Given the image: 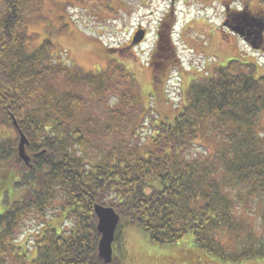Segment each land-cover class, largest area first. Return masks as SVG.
<instances>
[{
	"label": "trees",
	"instance_id": "trees-1",
	"mask_svg": "<svg viewBox=\"0 0 264 264\" xmlns=\"http://www.w3.org/2000/svg\"><path fill=\"white\" fill-rule=\"evenodd\" d=\"M41 18L42 0H0V123L29 141L25 164L0 138L10 162L0 178L22 192L0 211V264H105L95 204L156 243L191 233L180 252L190 264H264V74L232 61L189 83L182 108L161 119L154 79L145 105L117 60L93 73L53 61L51 43L29 52L27 28ZM202 138L212 153H195ZM33 221L43 223L21 239Z\"/></svg>",
	"mask_w": 264,
	"mask_h": 264
},
{
	"label": "rangeland",
	"instance_id": "rangeland-1",
	"mask_svg": "<svg viewBox=\"0 0 264 264\" xmlns=\"http://www.w3.org/2000/svg\"><path fill=\"white\" fill-rule=\"evenodd\" d=\"M162 1L164 0H114L111 5L118 11L114 15H107L104 10L113 12L107 7L108 0H42L41 20L30 23L31 25L27 28L29 33L34 34L27 44L28 51L35 50L43 42L51 43L50 57L53 61L62 64L71 63L84 71L93 73L106 69L109 62L117 60L133 72L141 86L142 94L144 93L141 100L147 105L149 97L146 94L149 95L151 92L152 76L149 55L155 39V26L165 8V3ZM238 3V7H241L240 1ZM251 4L249 10L259 9V6L253 4V1ZM261 4L264 8V2ZM182 7H178L180 13H178V20L175 24L176 30H179V26L183 22H187V25L192 24L194 16L208 18L202 22V28H194V33L192 30L187 33L189 38L185 37L184 40L188 44V48L180 45L181 41L177 38V53L183 62V67L180 68L179 72L185 75V79L180 81L179 74L171 72V78L165 89L155 88L152 102L153 104L156 103L155 110L160 112L156 115L161 119L168 116L167 118L172 120L174 116L172 113L182 105L185 96L182 95L179 84L185 88L186 83H188L187 80L194 76L190 70L196 71V75L200 76L203 75L201 73L203 67L207 63H211L206 70L208 73L212 72L215 63L223 66L230 59H239L234 57L239 53L247 55V61L261 64L264 70V63H260L263 60L261 57L264 58V52L254 51L243 41L235 40L234 37L226 39L221 36L218 29L221 16L217 9L213 12L208 11L207 16H205L206 12L196 13L193 8L189 10L188 7ZM183 12L186 14L184 15ZM139 22L146 25L149 32L145 41L132 49L127 46L128 40L130 33ZM206 31L208 38L202 35ZM176 37L178 36H174V42ZM111 47H119L120 50L117 52L114 49L111 50ZM239 60L241 64L246 62ZM262 74L264 73L258 71L255 76ZM179 104L180 106H178ZM153 112L155 113V111ZM8 136L11 139H7ZM14 136L17 134L11 126L0 125V138L4 137L5 142L13 145L17 142V138ZM215 145L216 142L213 139L205 140L202 138L198 140L194 151L198 154L212 153ZM6 162L9 161L0 160V171L5 168ZM1 179L3 178H0V211H3L14 195L19 196L22 192L19 186L12 183L11 178ZM5 197L7 199H4ZM6 200L7 202L2 207V202ZM48 217L51 220L52 214L48 213ZM61 218L57 221V228L70 230L71 222L62 216ZM48 220L45 222L47 223ZM41 223L43 221H33L32 226L26 224L19 231V237L22 236V239L25 235L30 234V231L38 228ZM29 228L31 230H28ZM192 240V234L188 233L176 242L156 243L149 240L141 227L135 224H127L121 228L120 240L113 243L114 258L109 264H190L189 260H193V257L185 254H183L185 257L181 256L180 252H186L188 248L192 247ZM30 243L31 239L29 245L33 246V243ZM233 264H244V262Z\"/></svg>",
	"mask_w": 264,
	"mask_h": 264
},
{
	"label": "flooded vegetation",
	"instance_id": "flooded-vegetation-1",
	"mask_svg": "<svg viewBox=\"0 0 264 264\" xmlns=\"http://www.w3.org/2000/svg\"><path fill=\"white\" fill-rule=\"evenodd\" d=\"M176 1H181L183 3H189L190 0H169L170 3L167 5V9L163 13V16L160 19V22L158 24V29L156 32V41H155V57L161 58V62H158L157 60H154L153 62L157 64V72L154 73V82L156 86H162L164 88L165 86V79L167 74V66L168 63L166 62V59L170 57V55L173 54L172 47H171V41L169 38V31L168 26H170L171 22L174 20V4ZM194 1V0H193ZM239 0H230L231 4H229V0H199V6L202 5H211V4H222V25L221 28L226 29L227 27H233L237 20L240 18V13L238 12V8L236 7V2ZM242 2L244 0H241ZM248 1V0H247ZM245 6L243 9H248L249 5L248 3H243ZM242 10V8H241ZM254 13V12H253ZM255 16H261V14L255 13ZM264 20V19H263ZM264 24V23H263ZM139 27H136V29ZM255 30V31H254ZM252 32H255V44L260 45L262 47V35H264V31L262 32L261 27V33L260 31H257V29H253ZM261 43V44H260ZM153 79V78H152Z\"/></svg>",
	"mask_w": 264,
	"mask_h": 264
},
{
	"label": "water",
	"instance_id": "water-1",
	"mask_svg": "<svg viewBox=\"0 0 264 264\" xmlns=\"http://www.w3.org/2000/svg\"><path fill=\"white\" fill-rule=\"evenodd\" d=\"M143 37V32H137L133 38V43H138ZM26 138L23 134H20V140L18 143V156L28 163L29 156L25 152ZM95 212L98 217L97 230L100 233V239L98 243V255L105 263H108L112 259V242L114 239V232L119 220V216L108 207H102L100 205L95 206Z\"/></svg>",
	"mask_w": 264,
	"mask_h": 264
},
{
	"label": "bare ground",
	"instance_id": "bare-ground-1",
	"mask_svg": "<svg viewBox=\"0 0 264 264\" xmlns=\"http://www.w3.org/2000/svg\"><path fill=\"white\" fill-rule=\"evenodd\" d=\"M244 13H246L247 11L246 10H243Z\"/></svg>",
	"mask_w": 264,
	"mask_h": 264
}]
</instances>
